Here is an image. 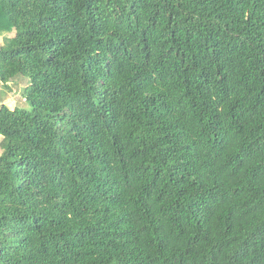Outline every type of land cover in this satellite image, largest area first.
I'll return each mask as SVG.
<instances>
[{"label": "trees", "instance_id": "16d2710c", "mask_svg": "<svg viewBox=\"0 0 264 264\" xmlns=\"http://www.w3.org/2000/svg\"><path fill=\"white\" fill-rule=\"evenodd\" d=\"M0 33V264H264V0H0Z\"/></svg>", "mask_w": 264, "mask_h": 264}, {"label": "rangeland", "instance_id": "374dc122", "mask_svg": "<svg viewBox=\"0 0 264 264\" xmlns=\"http://www.w3.org/2000/svg\"><path fill=\"white\" fill-rule=\"evenodd\" d=\"M26 77V76H25ZM27 81H28V77H26ZM6 84V83H5ZM24 80H17L15 82H13V84L11 86L5 85L3 91L5 90L6 94L10 93V97L7 101V105L9 106H19V107H23L26 109H30V105L25 101L24 97L22 96V91H23V87H24ZM2 140V137L0 136V142ZM1 147H0V153H1Z\"/></svg>", "mask_w": 264, "mask_h": 264}, {"label": "crops", "instance_id": "0c3cea01", "mask_svg": "<svg viewBox=\"0 0 264 264\" xmlns=\"http://www.w3.org/2000/svg\"><path fill=\"white\" fill-rule=\"evenodd\" d=\"M12 35H13V33H0V45L3 43V40H4L5 37H10ZM13 82H15V80L14 81L11 80V81L7 82L6 84H4V83H2L0 81V105L1 104L7 105V101L9 99V97H10L9 96L10 93L6 94L5 90L3 91V89H4L5 85L11 86L13 84ZM7 106L10 107V108H14L16 105H14L12 107L9 106V105H7Z\"/></svg>", "mask_w": 264, "mask_h": 264}]
</instances>
